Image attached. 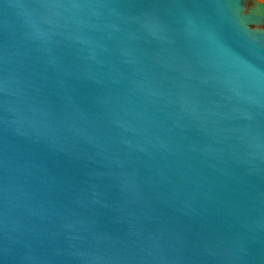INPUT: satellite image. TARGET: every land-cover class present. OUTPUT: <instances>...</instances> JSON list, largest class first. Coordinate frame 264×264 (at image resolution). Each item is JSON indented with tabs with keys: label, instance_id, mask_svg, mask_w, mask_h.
<instances>
[{
	"label": "water",
	"instance_id": "water-1",
	"mask_svg": "<svg viewBox=\"0 0 264 264\" xmlns=\"http://www.w3.org/2000/svg\"><path fill=\"white\" fill-rule=\"evenodd\" d=\"M0 264H264V1L0 0Z\"/></svg>",
	"mask_w": 264,
	"mask_h": 264
},
{
	"label": "rangeland",
	"instance_id": "rangeland-1",
	"mask_svg": "<svg viewBox=\"0 0 264 264\" xmlns=\"http://www.w3.org/2000/svg\"><path fill=\"white\" fill-rule=\"evenodd\" d=\"M264 1V0H263Z\"/></svg>",
	"mask_w": 264,
	"mask_h": 264
}]
</instances>
